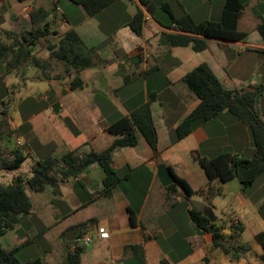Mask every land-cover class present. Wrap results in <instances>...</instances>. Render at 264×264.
Segmentation results:
<instances>
[{"label": "crops", "instance_id": "crops-1", "mask_svg": "<svg viewBox=\"0 0 264 264\" xmlns=\"http://www.w3.org/2000/svg\"><path fill=\"white\" fill-rule=\"evenodd\" d=\"M173 1L180 9L177 12L172 2L167 0H150L149 3L152 7L155 2L161 6L168 4L177 17L183 13L193 17L186 3L181 5ZM129 2L139 4L138 0ZM118 3L125 6L121 21ZM223 3L224 0H218L217 4L211 0H194L191 10L196 13L194 16L197 19L193 18L198 22L217 21ZM127 4V0H119L112 4L116 8L108 10L111 5L89 17L80 6L68 0H2L0 3V46L18 45L17 51L14 54L9 51L7 57L14 66L0 62V102L10 101L7 118L11 120V129L26 132L27 136L29 134L28 140L40 146L35 148L42 149L48 144L57 149L64 142L65 147L71 144L65 152L76 148L80 153L102 151L115 138L106 131V127L143 104H148L156 129V150L142 136L138 137V143L133 147L114 149V169L120 178L132 183L123 195L119 189L122 196L120 207L105 213L106 223H100L93 216L84 217L60 228L57 234L62 236L70 232L67 246L73 244L81 234L92 235V244L81 255L82 264H124L135 260L132 252L124 249L132 244H142L146 264H160L161 260L167 264H218V258L223 259V256L230 264L233 261L236 264H249L243 255L231 259L220 248L214 247L210 234L201 231L191 221L189 207L186 211L181 209L180 218L174 212L175 204L166 202L165 187L170 183L167 167L171 166L177 175L188 181L194 192L205 191L206 194L215 180H208L199 164L200 158H210L221 152L246 158L253 156L249 129L227 111L200 122L179 141H175V128L199 103L181 78L202 62L209 65L227 89L256 88L254 109L264 121V41L257 29L264 17V0H249L241 11L237 28L247 33V37L236 41L176 31L168 27L169 21L163 19L160 13L154 18L142 6L143 27L142 34L138 36L128 25L138 7L127 8ZM212 4L214 7L210 6ZM38 8L46 10V13L42 22L34 26L30 12ZM36 29L41 31L35 36L29 35ZM68 30L76 31L87 47L95 49V64L79 72L81 87L75 90L69 89L76 75L74 69L50 56ZM90 32L95 34L96 40L92 39ZM174 33L203 39L207 47L194 51L191 45L172 46L168 43L167 34ZM106 36H110L112 41L109 53L99 50L92 43L101 44ZM140 48L151 56L148 61ZM191 51L204 56L193 60ZM17 52H20L19 55ZM24 52H29L25 59L21 57ZM16 54L13 59L12 56ZM15 84L18 85L17 99L14 98ZM46 85L49 93L43 95L42 88L38 86ZM45 100L47 103L42 108L31 106V102L38 104ZM11 101H15L12 113L8 108ZM0 109L5 107L0 104ZM66 121L73 128L68 127ZM103 178L104 172L97 163L89 165L77 177L61 183L59 194H54L48 188L50 207L63 208L61 219L70 216L89 205L87 200H82V191L101 196ZM140 182L144 184L140 185ZM77 183L84 188L76 187ZM238 183L231 184L237 188V203L242 207L250 203L258 210L264 204V195L256 199L243 191ZM260 183L264 186V180ZM211 191H208L209 194ZM216 192H219V187ZM128 208L137 214L138 224L135 227L129 224ZM87 222L88 225L84 227L83 224ZM229 224L235 223L230 220ZM97 225L107 229L108 238L99 237L95 231ZM52 226L50 224L48 228ZM221 226L222 232L231 233L232 229ZM19 227L13 230L17 239ZM186 232L191 235H185ZM161 235L163 238L159 241ZM20 244L17 241L15 246ZM231 244L236 245L234 240Z\"/></svg>", "mask_w": 264, "mask_h": 264}, {"label": "trees", "instance_id": "trees-1", "mask_svg": "<svg viewBox=\"0 0 264 264\" xmlns=\"http://www.w3.org/2000/svg\"><path fill=\"white\" fill-rule=\"evenodd\" d=\"M19 2L25 0H17ZM80 6L85 14L93 17L102 10L108 8L119 0H68ZM140 6L151 13L150 0H138ZM249 0H224L219 20L195 21L188 14L183 13L177 17L169 5L162 8L169 16L168 27L179 32L191 33L202 37H214L223 40H244L247 33L239 31L237 21L241 11L246 7ZM46 10L42 8L30 12V18L34 26H38L44 18ZM130 29L138 36L142 34L143 11L137 8L134 16L129 22ZM258 32L264 41V17L257 26ZM41 30L36 29L32 34L35 36ZM16 39V38H15ZM168 43L172 46L191 45L194 51L206 49L207 44L203 39L190 37L179 33L167 34ZM21 45V44H20ZM17 44L9 47L0 46V62L6 66H14L12 60H7L9 51L15 53ZM18 55L20 52H17ZM95 49L87 47L78 33L74 30L66 31L60 38L56 49L52 50L50 56L63 61L74 69L75 77L69 84L70 90L81 87L78 77L82 69L95 64L93 59ZM29 52L22 53L25 59ZM17 54L12 56L14 59ZM181 81L199 99L198 105L177 125L175 128V141H179L192 132L200 122L208 121L218 116L222 111H227L241 121L250 131L254 154L251 158L233 155L228 152L218 153L210 158L199 159V164L204 170L209 181L218 180L222 183L237 179L243 191L252 186L259 176H264V121L260 119L254 109L257 96L256 88L243 90L227 89L220 79L215 75L209 65L202 62L185 73ZM8 113L0 109V141L3 139L4 124ZM66 125L73 128L69 121ZM106 131L115 136L112 143L102 151L90 150L80 153L79 149H72L60 157L46 156L33 163L29 175H17L9 183L0 182V264H44L40 258H32L19 261L15 252L24 245L25 241L11 249L5 248L1 243V237L7 231L14 230L21 222V218L31 213L33 205L27 193L26 187L32 192L42 193L50 187L54 194L60 193V185L71 177H77L86 167L97 163L104 172L102 180L103 190L101 196H109L112 188L117 187L121 178L113 166L112 155L117 147H133L138 143V137L142 136L153 150H156L157 135L152 121L148 104H143L130 111L129 115L122 116L110 123ZM28 154L19 148L13 150L11 155H5L0 145V171H12L19 168L26 160ZM171 177L170 183L165 187V199L170 205L175 204L172 193L180 188L185 198H189L194 191L188 181L176 174L171 166L167 167ZM76 187L84 188L81 183ZM85 204V203H84ZM82 204V205H84ZM264 204L259 207L262 212ZM129 224L135 227L138 224L137 214L128 208ZM191 221L201 231L210 234L212 245L220 248L222 252L229 255L231 259H238L241 253L250 250L246 243L233 246L231 241L238 235V231L231 230L230 234L222 232V226L209 219L207 210H196L188 208ZM147 239V236H145ZM255 239L262 249L259 258L264 264V232L257 233ZM228 242V246L225 245ZM68 252L65 264H82L81 255L85 247L78 246L75 241L67 246ZM130 250L137 264H146L142 244L125 246ZM160 264H167L161 260Z\"/></svg>", "mask_w": 264, "mask_h": 264}, {"label": "rangeland", "instance_id": "rangeland-1", "mask_svg": "<svg viewBox=\"0 0 264 264\" xmlns=\"http://www.w3.org/2000/svg\"><path fill=\"white\" fill-rule=\"evenodd\" d=\"M128 4L126 5L127 8L131 7L133 9H136L135 6L140 7L138 3L129 2L130 0H127ZM168 2H172L174 5V9L177 12L179 7L174 3L173 0H167ZM177 3L183 5L182 3H186V6L190 8V11L195 19H197L194 15V13L191 9L193 8V1L194 0H176ZM214 4H217L218 0H211ZM121 3H118L119 10L118 12L121 14L119 17V20L121 21L122 16L124 15V7L123 5H120ZM116 5H112L108 10H112ZM214 7V5H210ZM264 9V4L262 5ZM142 8V7H141ZM123 9V10H122ZM158 13H160L163 19L165 18L167 21H169V16L167 15V12L164 11L161 4L154 3L153 7H151V13L154 18H157ZM155 15V16H154ZM210 15H214V13H210ZM194 19V20H195ZM196 21V20H195ZM163 23V22H162ZM93 40H96L97 37L93 32L89 33ZM111 38L110 36H106L104 38V42L101 44H97L96 42H92L95 45H97L98 49H103L106 53H109L111 50ZM150 54V53H149ZM191 54L193 56V60L200 59L204 55H201L199 52H193L191 51ZM150 55L146 58L148 61L150 59ZM1 68V67H0ZM23 75V73H21ZM25 83H28L27 79H24ZM16 85V84H15ZM21 87V85L19 84ZM42 88V94L47 95L48 92V85L46 86H38ZM15 89V95L14 98H18V85L14 86ZM10 102V101H9ZM8 101L0 102L3 107H5L7 111V105L9 103ZM12 102V101H11ZM28 103V102H26ZM47 101H40L37 103H32L31 106L36 105L37 109L42 108L46 105ZM15 107V101L12 102V104L8 107L9 112L12 113L13 108ZM58 124L59 123V117ZM64 123V121L61 123V125ZM11 120L8 118L6 119V123L4 124V130H3V139L0 141L2 152L5 155H11L13 150L16 148H19L22 152L28 154V157L26 160L22 163V165L14 169L12 171H0V182L3 183H9L11 179L17 175H29L30 169L33 163L39 159H43L46 156H53V157H60L63 155V153L70 147L71 144H67L65 147L64 142L60 143L59 148H53L50 145H44L42 149L35 148L40 147L38 144L33 145V141H29V134H25L26 132L17 131L15 129H11ZM28 137V138H27ZM55 141V140H54ZM71 143V142H70ZM30 146V148H29ZM65 147V148H64ZM53 150V151H52ZM66 153V152H65ZM171 180V177H169V181ZM231 182L222 183L218 180H215L214 184L211 185L206 190V194L204 192H194L189 198L184 197V193L180 188H177V191L175 190L172 193V196L175 199V210L174 212L177 213L180 217L181 209L183 211H186L187 207H193L196 210H207L209 215H211L213 218H215L216 222L223 225L226 228H230L234 231H238V235L233 239L236 244H243L246 243L250 246V250L241 253V255L245 256L243 259H246L249 264H263L260 260L259 256L262 253L261 246L255 239V235L260 232H264V208L262 209V212L259 213L258 210H256L255 206L252 204H248L246 207L241 206L237 203L236 200V193L237 188H235L232 184V182L238 183L237 179H233ZM264 180V176H259L255 183L246 188V192H249L252 194L256 199H260L264 195V186L261 185V181ZM132 182H130L128 179L123 180L121 178V181L117 185V190L113 189L111 190V194H114L111 198L108 196H99L98 194H92V193H84L82 191L81 195H83V199L88 201V206L82 207L77 212L71 214L70 216L61 219L62 215V209L63 208H53L50 207L49 199L51 198L50 192L46 189L42 193H35L32 192L29 188L26 187L27 193L31 199V202L33 203V208L31 213L28 215H25L21 218V222L18 226L19 230H17L18 237L20 239H17V235L13 230L7 231V233L1 237V243L5 248L11 249L15 247L17 241L20 243H23L25 240L24 245H22L16 252L15 256L19 261H26L28 259L32 258H40L44 264H65L66 262V256L68 252L67 243L70 241L69 235L70 232L65 233L62 236H58L57 232L60 228L75 223L80 219H83L84 217H95L100 223L105 224L106 223V212L115 211L120 207V203L122 201V196H120L119 189L122 191V195L129 189V186ZM144 182H140V185H143ZM239 184V183H238ZM219 187V192H216L217 188ZM216 190H213V189ZM103 189V185H102ZM211 191L209 194L208 191ZM110 194V195H111ZM98 195V196H97ZM109 195V196H110ZM258 196V198H257ZM95 201V203H94ZM44 203V204H42ZM42 204V205H41ZM86 205V204H85ZM53 208V209H51ZM69 208V207H67ZM51 209V211H50ZM60 209L61 212L58 210ZM259 209V208H258ZM186 213V212H185ZM187 216V213H186ZM181 218V217H180ZM234 222L235 224H229V221ZM50 224H53L52 227L48 228ZM88 225L87 223H84L83 226L86 227ZM233 225V226H232ZM185 235H191L189 232L184 233ZM9 241H8V237ZM163 238V235L158 237V240L161 241ZM92 244V243H91ZM90 244V245H91ZM89 245V246H90ZM225 245L228 246V242H225ZM89 249V248H88ZM87 249V250H88ZM215 249V248H214ZM218 252L219 250L216 249ZM220 252V251H219ZM214 253V251H212ZM208 254H211V252ZM221 254V252L219 253ZM223 254V253H222ZM223 256V255H222ZM221 258H218V264H230L226 261V258L223 256ZM86 262V261H85ZM124 264H137L135 260L127 261ZM231 264H236L235 261Z\"/></svg>", "mask_w": 264, "mask_h": 264}, {"label": "built area", "instance_id": "built-area-1", "mask_svg": "<svg viewBox=\"0 0 264 264\" xmlns=\"http://www.w3.org/2000/svg\"><path fill=\"white\" fill-rule=\"evenodd\" d=\"M2 0H0L1 3ZM140 52L142 53L143 57L146 58L149 56L144 49L140 48ZM96 233L99 235L100 238H108L109 236V232L107 231V229L104 226H100L97 225L96 229H95ZM92 235L89 233H84L79 235L76 239H75V243L80 246V247H88L91 243H92Z\"/></svg>", "mask_w": 264, "mask_h": 264}, {"label": "water", "instance_id": "water-1", "mask_svg": "<svg viewBox=\"0 0 264 264\" xmlns=\"http://www.w3.org/2000/svg\"><path fill=\"white\" fill-rule=\"evenodd\" d=\"M209 219L212 221V222H216L215 218H213L211 215H209ZM217 223V222H216ZM218 226H221V224L217 223Z\"/></svg>", "mask_w": 264, "mask_h": 264}]
</instances>
